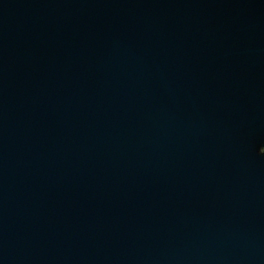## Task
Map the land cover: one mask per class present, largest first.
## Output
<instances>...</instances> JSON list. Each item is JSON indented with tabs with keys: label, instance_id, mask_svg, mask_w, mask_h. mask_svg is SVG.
<instances>
[{
	"label": "water",
	"instance_id": "water-1",
	"mask_svg": "<svg viewBox=\"0 0 264 264\" xmlns=\"http://www.w3.org/2000/svg\"><path fill=\"white\" fill-rule=\"evenodd\" d=\"M0 264H264V0H0Z\"/></svg>",
	"mask_w": 264,
	"mask_h": 264
}]
</instances>
